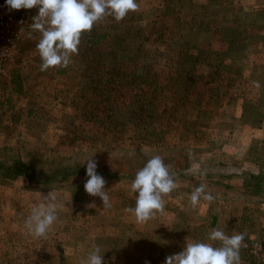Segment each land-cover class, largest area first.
Returning <instances> with one entry per match:
<instances>
[{"label": "rangeland", "instance_id": "374dc122", "mask_svg": "<svg viewBox=\"0 0 264 264\" xmlns=\"http://www.w3.org/2000/svg\"><path fill=\"white\" fill-rule=\"evenodd\" d=\"M138 3L139 11L124 19L109 16L93 26L96 36L106 35L95 47L108 49L102 51L105 58L100 64L91 63L97 60L95 49L85 41L92 35L84 32L71 64L44 72L36 48L41 33L30 28L38 9L16 10L23 40L6 75L0 77V181L11 184L5 178H13L5 171L18 161L34 183L47 186L70 180L69 190L82 194L84 185L78 180L86 182V160L94 154L97 173L110 184L108 194L117 198L116 211L111 212L128 225L117 231L115 241L109 242L107 236L95 243L104 264H165L166 257L182 252L187 242L218 247L219 241L208 239L214 228L230 236L246 233L244 241L264 242V175L245 170L248 182L243 189L224 184L227 179L237 181L231 176L238 163L249 169L264 166V125L256 114L262 113L253 106L255 79L264 77L255 75L249 58L254 54L264 62V51L252 43L257 30L240 27L239 10L215 11L218 3L210 8L196 3L192 7L193 0ZM192 12L206 22L203 29L194 24ZM256 19L254 13L251 24ZM216 20L228 22L223 33L243 47L239 53L235 50V60L224 59L219 70L212 64L219 65L221 58L205 54L207 49H221L222 41L212 44L220 36L217 28H210ZM106 79L110 82L103 88H94ZM155 155L169 166L177 188L164 197V214L141 224L126 211L135 207L138 195L132 193L131 183ZM203 171L207 175H201ZM201 184L215 200L211 204L201 200L193 208L190 195ZM161 215L164 222L158 229ZM14 240L21 252L0 250V264L79 263L75 251L63 253L53 244L49 249L37 242L42 251L27 252L24 237ZM93 246L89 242L85 248L90 252ZM240 257L242 264H256L242 248Z\"/></svg>", "mask_w": 264, "mask_h": 264}, {"label": "clouds", "instance_id": "9594fccd", "mask_svg": "<svg viewBox=\"0 0 264 264\" xmlns=\"http://www.w3.org/2000/svg\"><path fill=\"white\" fill-rule=\"evenodd\" d=\"M6 7L11 10L38 9V15L32 18L30 28L41 33L36 48L42 64L40 71L50 67L67 68L71 64L73 54H78L81 36L91 32L93 26L105 17H113L116 21L124 19L129 12L139 11L138 0H6ZM31 36V33H29ZM259 87V83H256ZM94 155V154H93ZM90 156L87 162L84 184L85 192L99 197L103 209H110L112 203L105 188L106 180L97 173V161ZM191 157V151H189ZM201 175H207L206 171ZM177 188L175 175L164 163L160 155H155L137 171L131 183L135 196V207L127 212L134 214L137 223H147L158 213L165 210L164 197ZM207 185L201 184L190 195V203L197 207L201 200L213 203L215 197L206 191ZM46 203L34 207L25 220L26 227L36 238H46L49 230L58 221V204L56 196L51 192L43 196ZM88 207H96L89 204ZM246 233L228 235L225 231L212 229L208 239L219 241L216 247L210 243L187 242L184 250L166 257L165 264H242L240 249ZM81 264H104L103 253L98 245L93 246L87 258Z\"/></svg>", "mask_w": 264, "mask_h": 264}, {"label": "crops", "instance_id": "0c3cea01", "mask_svg": "<svg viewBox=\"0 0 264 264\" xmlns=\"http://www.w3.org/2000/svg\"><path fill=\"white\" fill-rule=\"evenodd\" d=\"M262 2H264V0H193L191 6L193 7L196 3L210 8V4L213 3L215 6V4L218 3L217 7L214 8L217 12H234L239 10L243 14V16H241L240 27L253 28L257 30L256 33L252 35V43L254 47L259 50L261 49L262 53V50L264 51V18L262 19V17H259V12L264 11V5ZM254 13L257 14V19L253 25L251 23L253 22ZM190 16L191 15L188 17L189 20ZM193 20L195 21L194 24H197V28L203 29L202 27H205L204 23L206 24V22L201 19H197V15ZM213 23L214 24L211 27H206H217V23H215V21H213ZM219 41L220 38L216 37L213 39L212 44H218ZM243 56L242 58H244ZM249 58H251L250 64L253 66L255 75L259 76L261 80H263L264 62H260L261 59L255 58L254 54ZM255 82L259 83V87L256 89V93H254L253 96V106H255L257 111L262 113L261 118L263 119H260L261 121H259V123L264 125V111L262 112L259 108L260 106H264V80L260 81L259 79H255ZM240 101L241 99H238L239 105H241ZM255 113L256 111L254 114ZM238 115L240 116V113ZM254 164L256 163H253V165ZM254 166H257V168L249 169V167L247 168L238 163L236 175L231 176V178H238L237 181L232 180L230 182V180L227 179L229 181H223L225 186L234 188L236 187L235 184H237L238 189H243V185H247L248 182L243 174L245 170L253 174H258L259 176L264 175V166ZM5 179L11 184L8 185L6 184V181H0V234L2 237V239H0V250L2 253L6 252L5 250L10 252L13 251V253L21 252V250L19 251V248L14 244V238L15 236H18L21 238L24 237L25 239L24 243L26 248L23 251L29 252L34 250L38 252L42 246L36 247L35 244H37V242L40 245H44L45 243L48 245L49 249V245L53 244L57 247V249L59 247V250L63 253L75 251L79 261L77 264H81V262L87 258L89 252V249L85 248L86 243L90 242L91 245H95L97 242L99 245V243H101L107 236H109V242L115 241L113 238L119 235L117 231H125L124 228L128 227L126 221H118L111 212L116 211L114 204L117 203V198H114L112 195H109L112 207L110 209H103V203L99 197L90 196L85 191H82V194H80L77 191L69 190L70 180L59 183H49L45 186L46 183L37 184L22 177ZM78 181V185L85 184V180ZM54 185L56 186L54 187ZM109 185L110 184L106 183L105 188H109ZM49 192L56 196V203L59 206L58 221L49 230L46 238H41L40 242V238L37 239L34 237L30 230L26 227L25 220L31 214L34 207L39 206L41 203H46L43 196H47ZM93 203L96 207H88L89 204ZM240 214L241 211L238 213V221L235 223L237 226L239 224ZM158 220L157 227L159 229L162 226L160 224L163 220L162 215ZM35 239H37L36 242H34ZM27 240H29V243H26ZM13 244L15 246H13ZM32 245L35 247H31ZM53 251L54 247L51 249V252Z\"/></svg>", "mask_w": 264, "mask_h": 264}, {"label": "built area", "instance_id": "2783aa9c", "mask_svg": "<svg viewBox=\"0 0 264 264\" xmlns=\"http://www.w3.org/2000/svg\"><path fill=\"white\" fill-rule=\"evenodd\" d=\"M23 40V30L16 18V10L6 7V0H0V77L7 73V66L13 61L17 47ZM256 264H264V242L250 239L241 247Z\"/></svg>", "mask_w": 264, "mask_h": 264}, {"label": "trees", "instance_id": "16d2710c", "mask_svg": "<svg viewBox=\"0 0 264 264\" xmlns=\"http://www.w3.org/2000/svg\"><path fill=\"white\" fill-rule=\"evenodd\" d=\"M259 16L264 17V11L263 12H259ZM216 22H217V20H216ZM216 26L217 27H214V28H211V29L212 30H215L217 28L216 30H217V32H219V35H220L219 36L220 42L222 41L221 42L222 44H219V47H221V49L220 50H217V51H213V50L207 49V50H205V54H206L207 58H210V57H215V58H218L219 57V58H221L219 60V61H221V63L219 65H217V64H214L213 65L212 64L213 67L215 66L214 69H218L219 70L221 66H224V62H225L224 59H232V60H235V58H236V57H234L235 54H236V51L235 50H237V52L239 53V52L242 51V48L243 47L240 46L241 45L240 44V41H238L237 38L236 39L235 38H230V37L226 36L223 33L224 32L223 31V28H228L229 27L228 26V22H225V21H222V22H219V23L217 22V25ZM94 32H95V30H93L91 32L90 35H92V36H90V38H88V40L85 41V44L88 45L89 47L93 48V49H95V47L99 43V42H97V41H100L98 39H101V38H105L106 37V35L104 33L99 34V35L96 36L94 34ZM223 44H225V48L223 47ZM104 50H105V52L108 51V49L105 48V47H103V49H97V50L95 49V54H96V59L97 60L92 59L91 60V63L94 62V61H97L100 64V60H102L103 58H105V56H102V51H104ZM199 50H200V47H199ZM202 51H204V50H202ZM108 53H110V50H109ZM193 53H194V51H193ZM89 62H90V60H89ZM103 62L106 63L107 61H103ZM113 71H116V69L114 68ZM106 74H107V76H113L114 75L112 72H110V73L107 72ZM109 82H110L109 79L104 80L103 83L98 82V84L94 85V88H98V86H100V88H103V84L104 83H107L108 84ZM249 107H251V106H249ZM254 108H255V106H254ZM257 115H258V117L261 120L263 119V118H261V116H259V114H257ZM5 175L6 176H9V177H12V178L25 177L30 182H33L34 181V178H33V176H31L29 174V170L27 169V167L23 163L18 162V161H15L13 164H11L9 167L6 168ZM60 181H62V180H60Z\"/></svg>", "mask_w": 264, "mask_h": 264}]
</instances>
